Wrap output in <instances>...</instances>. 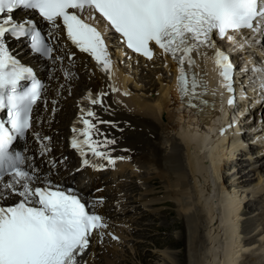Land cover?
Segmentation results:
<instances>
[{"label":"bare ground","instance_id":"6f19581e","mask_svg":"<svg viewBox=\"0 0 264 264\" xmlns=\"http://www.w3.org/2000/svg\"><path fill=\"white\" fill-rule=\"evenodd\" d=\"M22 13H14L15 20ZM94 21L97 24L100 23L97 17ZM46 27L54 31L53 38L59 46L52 60L38 63L41 67H46L48 71L45 73L44 91L48 102L38 110L33 133L39 134L40 138H50L48 146H63L72 120L80 117L81 110L84 109L94 111L96 114L97 119L94 123H97L100 133L96 138L115 141L107 148L101 149V151L109 152L116 159L114 165L91 154L92 165L83 167L79 160L74 164L75 159H69L62 165H75L76 168L72 173L67 171L66 175H60L54 166L61 164L62 158L70 157V154L61 156L59 151L54 150L45 156L55 157L57 159L55 165L48 171L38 174L43 182L50 181L66 190H75L89 202V205L100 199L103 201L96 204L95 211L104 218L108 226L101 230L102 235L93 233L91 243L81 258V264H112L106 253L111 252L112 247L114 249L112 243L116 240L112 238L115 236V228L111 225L115 224L112 217L118 210L113 208L118 209V203H122L119 200L123 201V198L114 195L121 192L119 190L121 185L115 186V178L124 172L125 168L134 169L143 165L153 167L157 172L156 179L163 180L166 185L165 192L160 198L151 197L152 199L146 202L161 204L166 202L169 206L178 207V213L182 216L183 239L177 242L178 246L184 247L182 264H241L244 252L246 254L252 252L245 258V262L250 258L254 260L250 261L251 264H264V254L257 253L264 248H260L261 245L257 246V243L250 238L243 241L240 227V222L251 213V208L241 212L244 207L243 201L248 202L251 199V193L256 191V194L259 191H263L264 194V174H262L264 157L258 161H249L254 156H244L255 151L257 146H264L263 140L259 142L260 145L254 143L256 138L264 135L262 127L264 120L261 119L264 118V114L248 115L242 119L235 118L232 124L228 115H219L214 108L205 107L201 114L202 118L198 122L193 119V115L184 113L189 111L181 106L177 63L168 56L159 53L148 62L130 56L123 50L121 44L114 41L113 44L107 45L112 66L111 72H106L88 54H77L74 51L77 55L73 60H69L68 54H65L66 45L60 43L63 40L62 30H55L48 23ZM250 50L248 49L247 52ZM212 57V55H208L207 58L197 56L198 67L195 70L201 67L212 70ZM155 62L171 81L166 83L163 71H157V88L149 89L155 92V95L143 98L134 94L133 88L141 91L139 79L137 80L136 76H139V73L148 76L149 72L152 73L157 66L154 65ZM124 63L126 67L122 65ZM133 71H135L134 74L131 73ZM214 78L216 76L212 77ZM139 83L143 84L145 81L142 80ZM140 91L137 92L140 93ZM101 93H105L102 97L103 105L92 104L89 97L98 98ZM219 94L221 97L224 95L225 98L226 91H221ZM204 100L220 104V99L213 94H209ZM243 102L248 104L249 100L243 99ZM222 106L225 104L223 103ZM230 110L231 107L226 108L225 112ZM163 118L167 120L166 124L162 122ZM88 119L92 118L88 117ZM257 121L258 125H255ZM229 123L232 127L228 128L229 130L223 135H219L218 140L214 139V135L220 132L217 129ZM80 127L83 128L84 125L80 124ZM160 128L169 139L167 141L169 146L165 148L159 146L162 137ZM241 128L246 129L243 136L246 137L244 141L248 140V144H251L248 148L247 144L236 141L237 134L233 135ZM230 135L234 137L231 145L227 143ZM37 140L48 139L37 138ZM255 153L264 154V148ZM209 156L212 158H208ZM121 157L123 159H120ZM236 157L244 160V163L240 164L242 167L249 162L247 166L252 172H261L258 177L260 187L249 192L250 195L244 190H237L254 183L253 178L245 174L247 166L244 170L238 169L236 176L240 178L235 180L234 184L229 186L227 180L225 181L224 172L229 166V161L233 162ZM206 159L211 164L205 162ZM238 164L230 165L240 168V166L237 167ZM42 165L46 164L42 162L39 166ZM70 165L67 170L73 167ZM215 184H221L217 194L214 193L217 190H215L217 188ZM16 199L0 188V203L12 204L16 202ZM261 216L264 218V215ZM260 225L261 223L256 224L252 232L260 229ZM257 236L264 238V231ZM256 261L258 262L254 263Z\"/></svg>","mask_w":264,"mask_h":264},{"label":"snow or ice","instance_id":"6c2138e0","mask_svg":"<svg viewBox=\"0 0 264 264\" xmlns=\"http://www.w3.org/2000/svg\"><path fill=\"white\" fill-rule=\"evenodd\" d=\"M18 9L33 11L53 29L65 30L72 45L111 72L105 38L88 22L96 19L91 13H98L133 53L152 60L158 48L175 60L181 93L196 96L199 88L207 87L195 71L196 57L207 58L209 50L227 82L223 86L234 91L233 63L214 36L234 42L229 33L259 32L264 28V0H0V116L6 113V119L0 118V188L17 198L12 204L0 203V264H81L93 233L102 235L108 226L95 211L102 199L89 205L75 190L41 181L28 157L14 149L33 130V108L45 85L11 54L6 38H30L36 53L53 58V48L37 24L15 20ZM187 69L193 70L191 76ZM104 95L90 96V102L103 105ZM96 119L94 111L81 110L84 127H73L71 146L83 157L90 152L114 165L116 159L101 149L115 141L96 138ZM37 138L50 140L39 134Z\"/></svg>","mask_w":264,"mask_h":264},{"label":"rangeland","instance_id":"374dc122","mask_svg":"<svg viewBox=\"0 0 264 264\" xmlns=\"http://www.w3.org/2000/svg\"><path fill=\"white\" fill-rule=\"evenodd\" d=\"M122 65L126 67L125 63ZM154 65L156 66L157 63L155 62ZM157 71H163V77L166 83L171 81L169 80V76L165 74V71L163 69L161 70L159 65H157L152 73L149 72L148 76L143 75L142 73H139V76H136L137 80L139 79L138 84L141 87V91L140 89H137L138 92L140 91V93H138L136 91V88H133V93L143 98H146L150 95H155V92L153 93L149 89L152 87L157 88ZM131 73L134 74L135 71ZM142 80L145 81V83H139V81ZM147 83L150 84L147 85ZM162 122L166 124L167 120L163 118ZM255 125H258V121L255 122ZM159 131L160 133H162L163 129L160 128ZM167 141H169L168 137H166V135L162 133V137L159 141V146L161 148L169 146V142ZM257 145L260 144L257 143ZM263 148V145L257 146L255 151L249 153V155L247 153V155L244 156L251 157L256 155L254 158L249 159V161H258V159L264 157V154L257 155L255 152ZM236 158L233 162L229 161V166L224 172L225 181L227 180V184L229 186L231 184H234L235 180H238L240 178V176H236L238 173V169L244 170V167L249 164V162H247L246 166L242 167V165L240 164L241 162L244 163V160H240L238 159V157ZM204 161L207 162V159ZM62 163L63 162H61V164L59 165L54 166V168L57 169V173H60V175H66L67 173H69V171L70 173H72L74 171V168H76L75 165L69 164L70 166H73V169L71 168L67 170L68 167L63 169L64 164L62 165ZM231 163H233L234 165L238 164L237 167L240 166V168H236L233 165H230ZM130 168L131 167L125 168L123 170L124 172H122L115 178V186L116 184H120L121 188L119 187V190H121V192L114 195L115 197L123 198V201L119 200V202L122 203H118V209L113 208V210L118 211H114L116 213H114V216L112 218L114 219L115 224H112L111 226L115 228L114 235L115 237H118V239H116L112 243L114 249L112 247L111 252L106 253V256L110 258L112 264H182L181 258L183 257L184 247L178 246L177 242H180L183 239V222L182 216H180L178 213V207L169 206L168 204H166V202H164V204H161L159 202L147 203L146 201L152 198H160L161 195L165 192L166 185L164 184L163 180L158 181V179H156L157 172L153 167L143 165L134 167V169ZM260 173L261 172H252L251 168L248 167L247 173L245 174L250 178H253L254 183L253 185L250 184V186L248 185L247 187H242L239 189L237 188V190H244L247 192L246 194L250 195L249 192H253L258 187H260V181L258 179ZM262 174H264V171L262 172ZM233 175H235V177H233ZM75 178H77V175H75ZM215 185V187H217L215 188V190H217L214 193L217 194L220 190L221 184ZM256 192L251 193V199L248 202H246V200L243 201L244 207L241 212H244L251 208V213L246 215V218L240 222L242 236L241 239L245 241L250 238L253 242L257 243V246L261 245L260 248H264V238L261 236H257L264 231V218H262L261 216L264 215V194L263 191H259L257 194ZM259 223H261L259 227L260 229L256 230V232H252L255 225ZM243 252L244 251H242V253ZM258 252L264 254V249H261V251H257V253ZM250 254H252V252H247V254L246 252H244L245 257L243 255V261L241 262V264L245 262V258ZM250 261L253 262L254 260H251L249 258V260H246L244 264H251ZM257 262L258 261L254 263Z\"/></svg>","mask_w":264,"mask_h":264}]
</instances>
